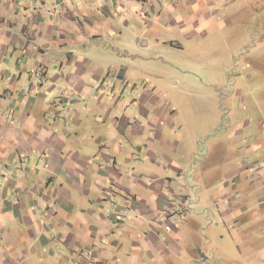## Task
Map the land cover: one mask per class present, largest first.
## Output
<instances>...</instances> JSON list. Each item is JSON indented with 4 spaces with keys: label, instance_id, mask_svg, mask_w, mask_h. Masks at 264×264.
<instances>
[{
    "label": "crops",
    "instance_id": "obj_1",
    "mask_svg": "<svg viewBox=\"0 0 264 264\" xmlns=\"http://www.w3.org/2000/svg\"><path fill=\"white\" fill-rule=\"evenodd\" d=\"M236 2L0 0V264H174L186 245L209 264V246L187 234L200 225L178 224L173 205L199 176L182 175L172 99L149 89L173 66L147 61L183 50L176 35L207 36ZM259 124L252 162H214L217 201L205 208L208 225L238 227L245 249L248 221L264 235ZM239 187L253 200L237 202ZM251 249L244 258L264 262V247Z\"/></svg>",
    "mask_w": 264,
    "mask_h": 264
},
{
    "label": "rangeland",
    "instance_id": "obj_2",
    "mask_svg": "<svg viewBox=\"0 0 264 264\" xmlns=\"http://www.w3.org/2000/svg\"><path fill=\"white\" fill-rule=\"evenodd\" d=\"M235 5L222 12L224 17L218 20L217 28L207 30V36L196 33L194 39L186 40L183 33L176 35L183 50H173L168 55L152 53L157 62L147 61L149 68L171 65L173 68L165 72L166 80L149 78L155 87L149 89L160 96L164 104L168 99L173 101V124L183 137L177 140L184 150L179 159L184 167L182 175L188 173L189 180L194 176L204 177L202 180L195 177L191 190L186 191L190 192L182 194L184 200L173 198V205L178 208L176 222L180 225L183 222L186 227L192 224L190 221L200 225L188 230L187 234L201 248L209 246V264H264L254 255L253 258L243 255L253 247H264L260 222L248 221L252 225L253 238L245 242V249L232 239L238 227L208 225L206 221L205 208L217 201V197L213 200L210 197L219 183L214 177V170L218 168L214 162L224 163L223 169H228L234 160L252 162L256 153H249L245 148L258 138L255 134L260 132L259 123L264 122V1L237 0ZM235 132L242 133L240 140L235 141L236 136L232 138ZM201 148L205 149L204 155L199 153ZM189 151L193 153L187 162L183 158ZM209 153L218 157L212 158L211 164L198 174L192 172L201 169ZM244 188H238L240 198L235 197L237 202L252 199L255 194ZM188 248V245L185 249L181 245L186 252L185 258L174 264H203L193 259Z\"/></svg>",
    "mask_w": 264,
    "mask_h": 264
},
{
    "label": "built area",
    "instance_id": "obj_3",
    "mask_svg": "<svg viewBox=\"0 0 264 264\" xmlns=\"http://www.w3.org/2000/svg\"><path fill=\"white\" fill-rule=\"evenodd\" d=\"M38 75H39V78L42 77V74L38 73ZM41 81H43V80H41Z\"/></svg>",
    "mask_w": 264,
    "mask_h": 264
}]
</instances>
